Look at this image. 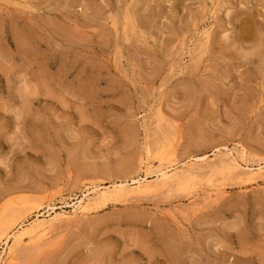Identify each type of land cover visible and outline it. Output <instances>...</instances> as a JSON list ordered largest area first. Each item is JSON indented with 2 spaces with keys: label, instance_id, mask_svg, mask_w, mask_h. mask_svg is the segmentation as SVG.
Instances as JSON below:
<instances>
[{
  "label": "rangeland",
  "instance_id": "rangeland-1",
  "mask_svg": "<svg viewBox=\"0 0 264 264\" xmlns=\"http://www.w3.org/2000/svg\"><path fill=\"white\" fill-rule=\"evenodd\" d=\"M0 264H264V0H0Z\"/></svg>",
  "mask_w": 264,
  "mask_h": 264
},
{
  "label": "bare ground",
  "instance_id": "bare-ground-1",
  "mask_svg": "<svg viewBox=\"0 0 264 264\" xmlns=\"http://www.w3.org/2000/svg\"><path fill=\"white\" fill-rule=\"evenodd\" d=\"M252 23H254V22H252ZM256 26H257V25H256ZM244 27H245V26H244ZM245 35H246V34H245ZM247 35H249V34H247ZM249 36H250V35H249ZM253 36H254V35H253ZM257 40H258V39H257ZM260 41H261V39H260ZM260 41H259V42H260ZM259 46L261 47V44H260V45H259V44L255 45L253 49H254V50H255V49H258ZM251 53H253V51H251V52H249V53H246L245 55H246V56H247V55H251ZM174 166H175V165H174ZM166 169H167V168H166ZM161 170H162V169H161ZM180 172H181V171H180ZM160 173H161V175H160V174H159V175L161 176V180H162V182H166V181H168V180L170 181V179L172 178L171 175H170V173L168 174L166 171H162V172H160ZM177 174H179V173H177ZM174 175H175V174H174ZM160 176H159V177H160ZM134 181H135V180H134ZM146 181H147V180H145L144 178H143V181H137V182L139 183V184L136 186L137 190L145 191V190L149 189L150 187H152V185H150V183L148 184V182H146ZM136 184H137V183H136ZM163 185H164V184H163ZM123 186H124V185H123ZM123 186H122V187H123ZM117 189H118V188H117ZM117 189H116V190H117ZM130 189H131V188H130ZM150 189H151V188H150ZM113 190H114V189H113ZM113 190H112V191H113ZM116 190H115V191H116ZM118 190H119V189H118ZM125 190H126V189H125ZM119 191H120V190H119ZM122 191H123V190H122ZM103 192H104V191H103ZM117 192H118V191H117ZM99 193H100V192H99ZM118 193H119V192H118ZM103 194H104V193H103ZM108 194H109V193H108ZM100 195H101V194H100ZM106 195H107V194H106ZM97 197H98V196H97ZM108 198H109V197H108ZM102 199H103V198H102ZM83 201H84V200H83ZM83 203L86 204L85 201H84ZM79 204H80V203H79ZM84 204H83V205H84ZM78 206H79V205H78ZM53 207H54V206H53ZM81 207H82V206H81ZM77 208H79V207H77ZM82 208H84V207H82ZM84 209H86V208H84ZM84 209H83V210H84ZM77 211H78V210H77ZM80 211H81V210H80ZM80 211H79V212H80ZM83 212H84V211H83ZM47 213H49V212H47ZM39 214H41V213H39ZM64 214H65V213H64ZM68 214H69V213H68ZM65 216H66V215H65ZM62 217H63V216H62ZM53 219H55V218H53ZM44 223H45V222H44ZM46 223H47V222H46ZM38 224H39V223H38ZM41 224H42V222H41ZM32 225H33V224H32ZM43 225H44V224H43ZM46 225H47V224H45V226H46ZM35 226H36V225H35ZM39 227H40V225H39ZM32 228H33V227H32ZM29 229H31V228H29ZM39 229H40V228H39ZM27 230H28V227H27ZM24 231H25V229H24ZM24 231H23V229L21 230V232H24ZM32 231H33V230H32ZM34 231H35V230H34ZM27 232H28V231H27ZM24 233H26V232H24ZM36 233L38 234V232H36ZM36 233H35V234H36ZM20 234H21V233H20ZM20 234H19V235H20ZM22 234H23V233H22ZM40 235H41V234H40ZM14 236H15V235H14ZM22 236H23V235H22ZM29 236H30V235H29ZM12 237H13V235H12ZM18 237H19V236H18ZM25 237H26V236H25ZM14 238H15V237H14ZM19 239H20V238H19ZM21 240H22V238H21ZM9 242H10L9 239H6V240H5V244H8ZM17 243H18V242H17ZM3 244H4V243H3ZM7 253H8V252H7Z\"/></svg>",
  "mask_w": 264,
  "mask_h": 264
}]
</instances>
